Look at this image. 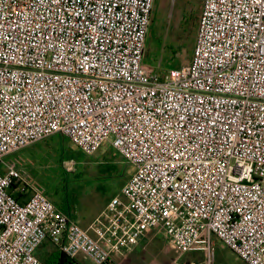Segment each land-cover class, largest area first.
Wrapping results in <instances>:
<instances>
[{
  "label": "built area",
  "instance_id": "built-area-1",
  "mask_svg": "<svg viewBox=\"0 0 264 264\" xmlns=\"http://www.w3.org/2000/svg\"><path fill=\"white\" fill-rule=\"evenodd\" d=\"M156 0H0V264H119L164 231L181 253L214 240L264 264V0H203L190 62L144 63ZM61 136L134 168L83 229L13 153ZM67 171L73 160L64 164Z\"/></svg>",
  "mask_w": 264,
  "mask_h": 264
},
{
  "label": "rangeland",
  "instance_id": "rangeland-1",
  "mask_svg": "<svg viewBox=\"0 0 264 264\" xmlns=\"http://www.w3.org/2000/svg\"><path fill=\"white\" fill-rule=\"evenodd\" d=\"M200 0H156L153 21L148 35L145 60L147 67L158 74L178 69L190 62L193 51L192 40L180 34V22L191 10H199ZM185 43V45H183ZM59 147V148H58ZM55 148L56 154L38 159L32 152ZM64 148V154L62 153ZM32 150L31 153H26ZM14 160L38 185L48 199L66 213L71 210L84 225L101 215L103 204L115 195L130 179L134 168L128 164L110 145H104L96 154L84 155L75 145L63 137L54 136L27 148L19 150L6 158ZM73 160L72 171L64 167ZM97 215V216H96ZM214 240L212 264H245L236 254L220 241ZM44 245L40 251L49 250ZM138 264H205V253H181L161 229H155L148 245L142 248ZM53 250V249H52ZM40 256V255H39ZM201 258V259H200ZM43 261V259L41 258ZM80 264H90L84 257L77 258ZM44 263V262H43ZM198 264V263H197Z\"/></svg>",
  "mask_w": 264,
  "mask_h": 264
},
{
  "label": "trees",
  "instance_id": "trees-1",
  "mask_svg": "<svg viewBox=\"0 0 264 264\" xmlns=\"http://www.w3.org/2000/svg\"><path fill=\"white\" fill-rule=\"evenodd\" d=\"M201 3H203V0H200L199 6H201L200 5ZM199 18H200L199 10H191L184 18H182V20L180 22V30H181L180 34H182L185 37L184 38L185 41L187 39L192 40L193 48H194L195 41H196V34H197ZM183 45H185V43H183ZM191 57H192V54H191ZM31 151L32 150H27L26 153L29 154V153H31ZM58 152L55 151V148H51L47 152H43V151L38 152V151L34 150L32 152V157L38 158V159H43V158H46V153L48 155L52 156V154H56ZM63 152H64V148H62V153ZM43 262H44V264H80V263H78L77 258H69L65 254L59 252L55 247H54L53 251L46 258L43 259Z\"/></svg>",
  "mask_w": 264,
  "mask_h": 264
},
{
  "label": "crops",
  "instance_id": "crops-1",
  "mask_svg": "<svg viewBox=\"0 0 264 264\" xmlns=\"http://www.w3.org/2000/svg\"><path fill=\"white\" fill-rule=\"evenodd\" d=\"M156 2V1H155ZM59 136V135H57ZM61 137V136H59ZM67 140V139H66ZM108 145V144H107ZM116 196V195H115ZM114 197V196H113ZM112 197V198H113ZM109 202V201H108ZM107 205V204H106ZM106 205L103 204V207L101 208V211L98 213V215L101 213H103L104 209L106 208ZM57 207V206H56ZM57 209H59L57 207ZM60 211H62L61 209H59ZM64 213H66L65 211H62ZM67 214H69L83 229H89L90 226L101 216L99 215V217H97L96 219H92L89 223H87V225H84L81 221V219L79 217H77L76 215H73L71 210L69 212H67ZM97 216V215H96ZM154 231V230H153ZM153 231L145 234L143 237H141L139 243L132 247V249L129 251V252H126L124 253L123 255H118V254H115L114 255V258L115 260L119 263V264H138V262L140 261V255H141V250H143L142 248H145L147 245H148V241H149V238L150 236L152 235ZM218 241V240H217ZM44 245H48L50 247L49 250H45V251H40V256L38 255V252H37V255L39 256V258L41 259H44L46 258L54 249V246L52 245V243L50 242V240H46L41 246L43 247ZM39 248V249H40ZM192 256L198 258L196 255H194L193 253H204V252H189ZM201 259V258H200ZM42 261V260H41ZM88 261V260H87ZM203 261V259H202ZM201 262H192L191 264H203ZM90 263V261H88ZM91 264V263H90Z\"/></svg>",
  "mask_w": 264,
  "mask_h": 264
}]
</instances>
